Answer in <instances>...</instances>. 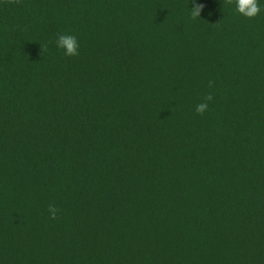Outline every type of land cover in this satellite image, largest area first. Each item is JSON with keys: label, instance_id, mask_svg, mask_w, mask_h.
I'll return each mask as SVG.
<instances>
[{"label": "trees", "instance_id": "obj_1", "mask_svg": "<svg viewBox=\"0 0 264 264\" xmlns=\"http://www.w3.org/2000/svg\"><path fill=\"white\" fill-rule=\"evenodd\" d=\"M197 2L0 0V264H264V0Z\"/></svg>", "mask_w": 264, "mask_h": 264}, {"label": "clouds", "instance_id": "obj_2", "mask_svg": "<svg viewBox=\"0 0 264 264\" xmlns=\"http://www.w3.org/2000/svg\"><path fill=\"white\" fill-rule=\"evenodd\" d=\"M8 3L11 4H20L21 0H7ZM235 4V10L240 15L252 19L255 18L261 12V7L259 5L258 0H224V4ZM205 5L203 3L197 2V0H192V7L190 8V18L192 20H197L201 18L202 10ZM55 44L57 48L62 49L64 51V55L67 57H73L79 55L80 44L78 38L73 34H59ZM43 51H45V47L42 45ZM215 85V81L209 80L208 87L213 88ZM214 99V95L212 92H208L202 97L201 102L196 105L195 111L199 115H203L209 107V101ZM48 213L50 219H57L58 213L60 209L56 207L55 204L48 205Z\"/></svg>", "mask_w": 264, "mask_h": 264}]
</instances>
